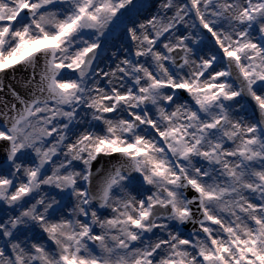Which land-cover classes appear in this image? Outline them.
Returning <instances> with one entry per match:
<instances>
[{"label":"snow or ice","instance_id":"1","mask_svg":"<svg viewBox=\"0 0 264 264\" xmlns=\"http://www.w3.org/2000/svg\"><path fill=\"white\" fill-rule=\"evenodd\" d=\"M0 264H264V0H0Z\"/></svg>","mask_w":264,"mask_h":264}]
</instances>
